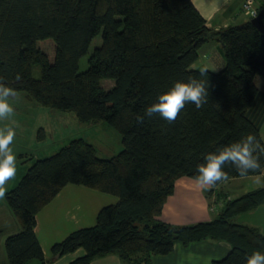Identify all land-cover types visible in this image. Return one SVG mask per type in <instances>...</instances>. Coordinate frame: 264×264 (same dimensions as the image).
Instances as JSON below:
<instances>
[{
    "label": "trees",
    "instance_id": "trees-1",
    "mask_svg": "<svg viewBox=\"0 0 264 264\" xmlns=\"http://www.w3.org/2000/svg\"><path fill=\"white\" fill-rule=\"evenodd\" d=\"M260 1L258 12L264 15ZM250 21L210 29L191 0H0V76L6 85L40 106L73 114L80 123L104 122L118 132L123 146L119 154L100 159L93 145L76 139L27 170L4 197L18 227L5 239L7 263L52 264L82 249L85 255L70 264L111 255L124 264H147L175 244L206 240L231 246L213 264H245L253 251L264 253V235L233 222L264 206V186L227 200L209 222L174 226L162 220L176 182L197 175L206 153L246 133L264 144V90L255 84L264 79V35ZM98 36L101 45L80 72L79 61ZM210 43L221 46L224 66L201 77V69L191 67ZM190 77L208 80V103L199 109L186 104L172 123L158 113L137 123L173 82ZM105 81L113 87L105 89ZM225 171L229 180L241 178L231 165ZM67 186L118 201L99 210L94 226L52 245L46 260L34 232L36 217Z\"/></svg>",
    "mask_w": 264,
    "mask_h": 264
},
{
    "label": "rangeland",
    "instance_id": "rangeland-1",
    "mask_svg": "<svg viewBox=\"0 0 264 264\" xmlns=\"http://www.w3.org/2000/svg\"><path fill=\"white\" fill-rule=\"evenodd\" d=\"M258 2L259 0L254 1V7L257 9L259 8ZM100 45L101 37L98 36L92 41L88 54L80 59V72L87 70V60L89 56L92 51ZM199 57L202 58L201 53ZM33 76L35 79L39 78V70L37 67L33 68ZM255 84L260 90H264L263 78H256ZM103 87L105 89H110L113 87V82L105 81L103 82ZM9 103L12 104L15 110V115L6 116L5 118L0 119V129L7 131L9 128H14L15 130V138L10 147L12 153L16 157V175L14 179L8 181L6 184L7 192L18 184L21 178L26 174L27 170L37 160L55 155L73 140L84 139L86 142L93 145L96 149V155L100 159L111 158L112 156L119 154L123 149L121 137L118 132L104 122H99L97 124L80 123L73 114L51 110L40 106L28 99L26 95L21 92H18L17 100L14 101L10 98ZM261 133L262 138H264V125ZM232 185L236 188L242 187L243 191L237 192L239 196L242 194L240 192L245 193L244 190H253L258 186L252 180L237 181V179L236 182H232ZM87 190L88 189L83 187L71 186L67 190H64L62 195L57 198V201L50 204L51 206H49V208H45L43 212L45 219L49 216L53 217V215H51L53 209V214L55 216V220L52 223L50 230H43L47 234L39 235L42 244L46 245V248L51 249L53 244L62 242V240L73 232L71 231L72 228H76L77 230L82 226H85L88 219H91V221L86 228L94 226L96 215L99 210L105 206L115 204L118 201L115 196ZM234 196L237 195L234 194ZM89 200L95 201V207L93 210H91L93 205L91 202H88ZM77 202L81 204V211L85 212L86 218L81 221L76 214L78 213L79 216L81 213L76 209L72 210L68 218L66 217L68 223H65L63 227V229H66L69 234L65 236L63 235V237L62 234H60L61 237L60 235L57 236V232L54 231L53 227L55 226L61 208L56 206H59L60 204L63 206L64 203L71 204ZM215 208L216 207L211 209L215 210ZM243 215H241V217ZM253 215L256 216H243L241 220H244L246 224H250V222L255 223V225L258 226V230L263 234L264 212H260L259 215L254 213ZM1 217L5 221V226H3V231L0 232V263L4 261L5 264H8L4 243L7 236L12 235L14 232L12 227L16 221L7 208L5 198L0 199V218ZM2 239L4 240V243L1 242ZM28 264H37V262L32 261Z\"/></svg>",
    "mask_w": 264,
    "mask_h": 264
},
{
    "label": "crops",
    "instance_id": "crops-1",
    "mask_svg": "<svg viewBox=\"0 0 264 264\" xmlns=\"http://www.w3.org/2000/svg\"><path fill=\"white\" fill-rule=\"evenodd\" d=\"M196 10L200 15L205 19L206 26L210 29L220 30L226 29L229 27L239 26L247 22V19L242 13V4L244 0H191ZM262 1L259 0L258 5L260 6ZM220 45L216 43H210L203 49L200 53L202 58L199 57L198 61L193 64L191 69H207L210 72L216 73L221 70L224 66V60L220 52ZM262 134V133H261ZM263 142H264V138ZM238 180H251L239 178ZM232 182H236V179H231L226 182H223L216 188V190L210 193L211 190L205 191L199 188L193 180L191 179H180L176 182L174 187V192L172 196L168 199L167 203L163 207L162 211V220L170 225L174 226H189L198 223L209 222L214 220L223 205L227 200L236 199L242 195L252 191L244 190L245 193L237 194L239 191H243L242 187H234ZM71 186H67L64 190H67ZM74 187V186H73ZM262 187L258 185L257 188ZM256 188V189H257ZM64 190L53 200L57 201V198L62 195ZM255 190V189H253ZM88 191V190H87ZM237 195V196H234ZM52 202V203H53ZM88 202L92 203V208L95 207V201L89 200ZM220 205V207H219ZM48 205L47 207L49 208ZM58 217L56 219L55 226L53 227L54 231L57 232V236L62 234L68 235L66 229H63L65 223H68L66 217L70 215L71 211L76 209L81 214L78 213L77 217L81 221L86 218V214L82 210L80 203H64L63 206H59ZM215 208L212 210L211 208ZM219 207V208H218ZM45 208L37 215L36 217V228L34 230L35 235L40 243L42 252L45 259H50L52 256L50 254V248H46V245L42 244L39 235L47 234L45 231H49L52 223L55 220V216H49L44 218ZM260 212H264V206H261L253 211L248 213L240 214L233 219V222L238 225L254 227L258 229V226L255 223L250 222L246 224L244 220H241L243 216H256L254 213L259 215ZM241 215H243L241 217ZM75 220V218H74ZM91 219H88L87 224L77 229H84L87 227ZM80 222V221H79ZM78 222V223H79ZM5 226V221L0 218V232L3 231ZM14 234L18 231L16 223L12 227ZM66 230V231H65ZM71 231H76V228H72ZM260 231V230H259ZM262 234V233H261ZM264 235V233L262 234ZM10 236V235H9ZM8 237V236H7ZM61 237V235H60ZM4 243V240H1ZM54 245V244H53ZM231 252V246L225 242H218L212 240L201 241L197 243L190 244L188 247H183L180 244H175L173 250L167 255H155L152 256L149 263L147 264H213V262L223 260ZM85 255V252L82 249L75 251L74 253L63 256L62 258L57 259L52 264H70L78 258H81ZM0 264H5L4 261ZM91 264H124L119 257L115 255L107 256L101 259L94 260Z\"/></svg>",
    "mask_w": 264,
    "mask_h": 264
},
{
    "label": "clouds",
    "instance_id": "clouds-1",
    "mask_svg": "<svg viewBox=\"0 0 264 264\" xmlns=\"http://www.w3.org/2000/svg\"><path fill=\"white\" fill-rule=\"evenodd\" d=\"M246 7L254 18L257 15L253 7V0H247ZM207 69H201L199 75L206 76ZM21 79L19 75L15 77ZM209 83L207 79L190 77L186 82L175 81L171 87L157 97V102L144 109L143 116H137V123H142L145 117L151 118L159 114L169 123L175 122L181 110L188 103L194 104L197 109L208 103ZM17 100L18 92L15 88L6 85L4 77L0 76V119L15 115V110L9 99ZM15 138L14 128L7 131L0 129V199L7 193L6 184L15 178L16 157L10 145ZM264 144L252 133L242 134L240 139L217 148L215 152L206 153L203 163L196 167L197 175L191 177L194 183L202 190L215 188L218 183L230 179L225 171V165H231L243 179H251L257 185L264 186ZM245 264H264V253L253 251L245 257Z\"/></svg>",
    "mask_w": 264,
    "mask_h": 264
},
{
    "label": "water",
    "instance_id": "water-1",
    "mask_svg": "<svg viewBox=\"0 0 264 264\" xmlns=\"http://www.w3.org/2000/svg\"><path fill=\"white\" fill-rule=\"evenodd\" d=\"M264 15L260 13L256 18L250 21L251 25L261 34L264 35Z\"/></svg>",
    "mask_w": 264,
    "mask_h": 264
},
{
    "label": "built area",
    "instance_id": "built-area-1",
    "mask_svg": "<svg viewBox=\"0 0 264 264\" xmlns=\"http://www.w3.org/2000/svg\"><path fill=\"white\" fill-rule=\"evenodd\" d=\"M254 1L253 0V7H254ZM246 4H247V0L244 1L243 5H242V13L244 15L245 18H247L248 20H252L254 18H256L258 15H259V12H258V9L256 7H254V9L256 10L257 12V15L253 18L250 14H249V9L246 7Z\"/></svg>",
    "mask_w": 264,
    "mask_h": 264
}]
</instances>
